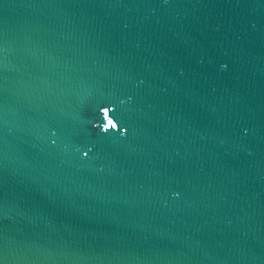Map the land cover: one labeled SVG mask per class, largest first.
Wrapping results in <instances>:
<instances>
[{"label":"water","instance_id":"1","mask_svg":"<svg viewBox=\"0 0 264 264\" xmlns=\"http://www.w3.org/2000/svg\"><path fill=\"white\" fill-rule=\"evenodd\" d=\"M0 264H264V0H0Z\"/></svg>","mask_w":264,"mask_h":264},{"label":"clouds","instance_id":"2","mask_svg":"<svg viewBox=\"0 0 264 264\" xmlns=\"http://www.w3.org/2000/svg\"><path fill=\"white\" fill-rule=\"evenodd\" d=\"M113 127H115V126H113ZM109 130H112V129H109V128L103 129L104 132H108Z\"/></svg>","mask_w":264,"mask_h":264}]
</instances>
